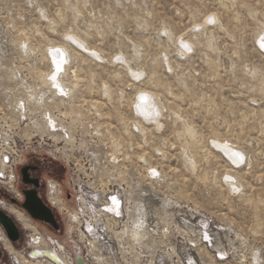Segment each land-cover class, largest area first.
Returning <instances> with one entry per match:
<instances>
[{
  "label": "rangeland",
  "instance_id": "374dc122",
  "mask_svg": "<svg viewBox=\"0 0 264 264\" xmlns=\"http://www.w3.org/2000/svg\"><path fill=\"white\" fill-rule=\"evenodd\" d=\"M261 39L264 0H0V152L26 148L18 179L35 161L64 192L109 181L125 200L102 216L107 264H264ZM140 92L153 116L135 111Z\"/></svg>",
  "mask_w": 264,
  "mask_h": 264
},
{
  "label": "built area",
  "instance_id": "2783aa9c",
  "mask_svg": "<svg viewBox=\"0 0 264 264\" xmlns=\"http://www.w3.org/2000/svg\"><path fill=\"white\" fill-rule=\"evenodd\" d=\"M64 88L65 86H62L61 90L56 88L60 97L66 94ZM50 128L52 132L64 133V130L56 129L54 123H51ZM0 135H2L1 131ZM25 150L26 148L17 147L15 142H12L11 146H6L5 150L0 152V191L8 194L9 198L19 203L23 202V196L17 189L16 169L24 160ZM60 169L67 171V166L62 164ZM108 185L109 181L101 182L99 184L100 193L96 194L90 193L88 189L89 187L97 188V186L87 187L85 185L84 187L87 189L82 190L81 186L76 188V184L71 181L66 183L67 190L64 192L60 184L54 180L46 181V206L50 210L56 211L60 220L64 218V221L61 220L63 225L62 237L56 239L44 234L35 221L22 211L26 218V224L17 222L23 234L22 240L19 241L22 242L21 245L19 242L12 243L0 225V250L2 252L0 262L3 264H58L54 259L47 256V253H57L65 264H107L106 257L108 254L104 253L102 238V233L107 231V226L103 224L102 216L105 212L114 216L105 207L107 204H112L117 196L120 199L117 210L121 208V201L125 200L118 191L113 195L109 191ZM76 193L78 194L75 195ZM101 198L102 201L98 202ZM72 200L76 201L77 212L68 211V205H71ZM82 201L89 204V210L83 207ZM4 204H6L5 201L0 202L1 206ZM87 217L89 218L87 219ZM114 217L117 218V216ZM116 234L117 232L114 233L115 236ZM64 241H68L72 248H69V244L64 243Z\"/></svg>",
  "mask_w": 264,
  "mask_h": 264
},
{
  "label": "bare ground",
  "instance_id": "6f19581e",
  "mask_svg": "<svg viewBox=\"0 0 264 264\" xmlns=\"http://www.w3.org/2000/svg\"><path fill=\"white\" fill-rule=\"evenodd\" d=\"M72 39H74V41H76V42H78L79 44L82 45V43L79 40H77L76 38L72 37ZM183 44H184V46H187V43H183ZM260 44H261V46L264 47V40L261 39L260 40ZM63 52L59 48L51 49V53H55V56L57 58L56 60H54L55 65H58L59 66V68H58L59 70L66 71L65 70L66 69L65 65H66V63H68V60L65 58L66 53H63ZM51 59L53 60L54 58H51ZM58 69L54 73L55 74V80H56V75L59 72ZM61 88L62 87H60V89ZM105 91H106V89H105ZM150 97L151 96L149 94H147V93H144V92L138 93L137 94V98H136L137 101L134 103V109H135V111L141 112L143 114H146L147 116H153V112H154L153 110H154V108L151 109V107L147 106L148 103L152 99L151 98L149 100V102H148V98H150ZM151 104H152V101H151ZM212 143H213L214 147L216 148V150H218V152L220 153V155L222 156V158H224L225 161H227L232 168H235V169H241L242 168L243 162L245 161V155H244V153L241 150L233 147L231 144H229L227 142H222V141H218V140H214L213 139ZM224 176L226 177L227 180H229V184H228L229 189H232L233 188V189L236 190V189L239 188L238 184L235 182L234 176L232 175V173L230 171H225L223 173L222 177H224ZM100 200L102 201V198ZM100 200H98V201H100ZM113 201H115V200H113ZM118 202H119V200H117V199H116L115 202H112V204L114 206V207H112V209H113V213L112 214H114V216H117V218H118V214H121V212H122V211L119 212V210H117V204H118ZM82 205H83L84 208H87L89 210V207H88L89 204L88 203H85V201H82ZM108 206H110V205H108ZM16 215H18V214L16 213ZM17 217H18V219L21 220V218L19 216H17ZM138 237H139L138 236V233L137 232H134L133 235H132V238L134 240H136V239H138ZM47 256L50 259H54L58 264H60V263L65 264V262L61 259V257L57 253H47Z\"/></svg>",
  "mask_w": 264,
  "mask_h": 264
},
{
  "label": "water",
  "instance_id": "95a60500",
  "mask_svg": "<svg viewBox=\"0 0 264 264\" xmlns=\"http://www.w3.org/2000/svg\"><path fill=\"white\" fill-rule=\"evenodd\" d=\"M29 167H23L20 169L21 181L23 184L36 185V181L31 180L28 174ZM24 201L19 205L33 220L47 224L53 231H58V224L52 211L42 202L37 196L35 190H27L23 192ZM11 203H15V200L10 199ZM0 225L3 227L8 239L12 243H17L20 239V230L16 219L8 212L0 209ZM2 258V252L0 250V260Z\"/></svg>",
  "mask_w": 264,
  "mask_h": 264
},
{
  "label": "flooded vegetation",
  "instance_id": "af4514ba",
  "mask_svg": "<svg viewBox=\"0 0 264 264\" xmlns=\"http://www.w3.org/2000/svg\"><path fill=\"white\" fill-rule=\"evenodd\" d=\"M23 167H29V169H28V174H29V178L31 179V180H34V181H36V185H33V184H23L22 183V181H21V173H20V169L21 168H23ZM60 171H62L63 172V170L62 169H60ZM40 173H41V167L38 165V164H36V162L34 161H32V162H26L23 166H21L20 168H19V174H20V178L18 179V181H17V189L19 190V192L22 194V196H23V201H24V194H23V192L24 191H27V190H35L36 191V193H37V196L42 200V202L46 205V200H45V192H46V186H45V183H44V180L43 179H41V177H40ZM58 178H60V177H58ZM58 180H60V179H58ZM0 198H2V199H4V201L5 200H8V202L12 205V206H14V207H16V208H18V209H20L21 211H23L24 212V214L25 215H27V216H29L23 209H21L20 208V204L21 203H19V202H16L15 201V203H11V201H10V199L11 198H9V197H7V195L5 194V193H3L2 191H0ZM1 209H3L4 211H6V212H8L10 215H12L16 220H17V222L18 223H23V224H26V218H25V216L21 213V212H19V211H17V210H14V209H5V208H3V207H0ZM52 211V213H53V215H54V217H55V220H56V222H57V224H58V228H59V230L57 231V232H60L61 231V229H62V222H61V220H60V217L58 216V213L56 212V211H54V210H51ZM16 213L18 214V215H16ZM17 216H19L20 218H21V220L20 219H18V217ZM30 217V216H29ZM35 221V220H34ZM35 223L39 226V225H43V226H46V227H48V228H50L51 229V227L49 226V225H47V224H44V223H41V222H37V221H35ZM20 230V229H19ZM52 230V229H51ZM22 237H23V234H22V231H20V239H19V241L20 240H22ZM18 241V242H19Z\"/></svg>",
  "mask_w": 264,
  "mask_h": 264
}]
</instances>
